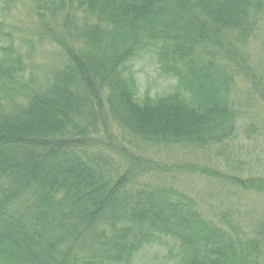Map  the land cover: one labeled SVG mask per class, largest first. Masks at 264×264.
Segmentation results:
<instances>
[{
    "label": "trees",
    "instance_id": "trees-1",
    "mask_svg": "<svg viewBox=\"0 0 264 264\" xmlns=\"http://www.w3.org/2000/svg\"><path fill=\"white\" fill-rule=\"evenodd\" d=\"M20 3L34 30L8 19ZM6 4L0 21V34L9 39L0 53V264H134L142 251L173 243L178 264H261L264 175L248 177L240 167L236 180L246 196L236 204L237 194L223 212L206 215L188 192L162 182L176 179L174 170H157L139 155L130 159L133 167L122 166L105 148L127 156L125 143L139 141L245 159L243 165L255 159L241 143L237 86L229 85L236 84L237 62L248 59L246 47L260 39L264 0ZM5 23L16 31L5 34ZM41 45L52 49L53 59L38 74L31 61L44 54ZM148 57L171 91L139 96L133 62ZM244 64L250 71L245 81L262 84ZM111 134L115 140L104 143ZM250 197L262 204L253 213L245 206Z\"/></svg>",
    "mask_w": 264,
    "mask_h": 264
},
{
    "label": "rangeland",
    "instance_id": "rangeland-1",
    "mask_svg": "<svg viewBox=\"0 0 264 264\" xmlns=\"http://www.w3.org/2000/svg\"><path fill=\"white\" fill-rule=\"evenodd\" d=\"M6 2L7 0H0V21L3 18L2 8L7 6ZM27 4L29 6V2ZM24 6L27 5L18 4L10 13L8 19L12 24L34 30L36 28L34 24H27V20L29 19L26 14L27 11L21 9ZM20 9L21 12H18ZM12 24L11 26H8L7 23L4 24L3 29L5 34H13L16 31V28ZM260 34L259 40L251 41L252 43L246 47V56H248V59L241 58L237 64L235 63L238 67L234 73L236 84L229 85L230 87L237 86L233 89V99L239 110V117H236L235 120L239 121V125L242 127L240 130L245 136L244 142L241 143L245 144L244 146L247 152L254 156L255 159L251 158L247 165H243L240 161H245V159L235 161L234 157L224 158L217 155H209L210 151H196L187 147L183 148L181 145L179 147L177 144H173L170 147H163L161 144L154 146L144 142L139 143V141L135 142V147L125 143V146L129 148L127 156L122 154L119 157L115 149L106 147L105 150L109 157L119 158L118 160L122 166L133 167L129 161L133 155H139L150 161L157 170H174L176 172L174 175L176 179L169 175L168 180H163L162 182L166 183V185L178 186L180 189L188 192L189 196H192L195 202L204 209L206 215L220 214L223 212L231 201L237 199V194H239L236 200V204H238L240 198L246 196L240 190V185L238 186L236 180L237 171L240 167L248 169V177L253 175L254 172H256L257 177L264 175V102L260 101V98L264 97V81L262 84L257 83L262 80H256V83L245 81L247 80L246 76H250V71L244 64L247 62L249 64L248 66L253 69V73H257L258 76L264 78V29ZM8 43L9 39L3 36V32H1L0 53H2V48L7 46ZM39 44L40 42H36L35 45L38 46ZM41 48H46L44 54L38 51L35 55L34 62L31 61L34 72H38L40 65L47 63L49 66L50 60L53 59L49 56V54L53 53H47V51L52 50L51 48L42 45ZM133 69L137 77L140 97L145 95H152L154 97V95L162 94L169 89L171 91L172 84L168 80L160 78L159 67L156 65L154 59H149L148 57L138 60L137 58L133 62ZM38 74L40 73L38 72ZM231 74L232 72L229 69L227 77H230ZM252 128H254L253 132L249 130ZM116 133L118 134V132ZM111 137L115 140V137L111 134L106 136L102 141L107 143L108 138ZM241 143L240 149L242 148ZM251 165L255 166V170H252ZM193 167H198L199 169L208 168L216 171V173H210L211 177H208L207 173H203L204 170L196 174L190 170ZM153 178H155V181L158 180L160 174L159 176H153ZM245 204V206L250 208L249 212L252 213L253 209L257 210V207L259 209L262 205L257 206L254 197L246 200ZM173 244L168 245L171 247L175 246ZM169 246L156 245L153 246L154 248L147 249L145 253L142 251L134 264H178L180 258L175 253L176 247L173 248V252L171 253ZM261 264H264V260Z\"/></svg>",
    "mask_w": 264,
    "mask_h": 264
}]
</instances>
